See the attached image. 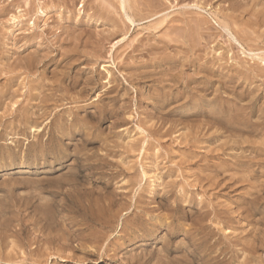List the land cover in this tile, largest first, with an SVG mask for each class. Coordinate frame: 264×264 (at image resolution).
<instances>
[{
    "label": "rangeland",
    "instance_id": "1",
    "mask_svg": "<svg viewBox=\"0 0 264 264\" xmlns=\"http://www.w3.org/2000/svg\"><path fill=\"white\" fill-rule=\"evenodd\" d=\"M130 1L0 0V264H264V3Z\"/></svg>",
    "mask_w": 264,
    "mask_h": 264
},
{
    "label": "bare ground",
    "instance_id": "2",
    "mask_svg": "<svg viewBox=\"0 0 264 264\" xmlns=\"http://www.w3.org/2000/svg\"><path fill=\"white\" fill-rule=\"evenodd\" d=\"M35 1H36V0H35ZM39 1H40V0H39ZM129 1H130V0H129ZM136 1H137V0H136ZM136 1H135V2H136ZM139 1H140V0H139ZM143 1H144V0H143ZM152 1H153V0H152ZM154 1H155V0H154ZM179 1H180V0H179ZM183 1H184V0H183ZM185 1H186V0H185ZM192 1H193V0H192ZM200 1H201V0H200ZM206 1H207V0H206ZM210 1H211V0H209L208 2H210ZM219 1H220V0H219ZM221 1H224V0H221ZM233 1H234V0H233ZM241 1H242V0H241ZM118 2H119V6H120L119 8L122 10L123 13H126V5H127L128 0H118ZM130 2L132 3V2H134V1L132 0V1H130ZM135 2L132 3V6L135 4ZM137 2H138V1H137ZM141 2H142V1H141ZM217 2H218V1H217ZM231 2H232V1H231ZM235 2H236V1H234V3H235ZM237 2H238V0H237ZM244 2H245V3H244V6H247L248 3H249L248 0H244ZM40 3H41V2H40ZM69 3H70V2H69ZM71 3H72V2H71ZM153 3H155V2H153ZM192 3H197V2H192ZM228 3H229V2H228ZM250 3H251V5H262V4L264 3V0H250ZM35 4H36V3H35ZM197 4H198V3H197ZM199 4H200V3H199ZM199 4H198V5H199ZM203 4H204V3H203ZM205 4H207V3L205 2ZM232 4H233V3H232ZM239 4H240V1H239ZM242 4H243V3H242ZM27 5H28V2H27ZM30 5H31V4H30ZM149 5H150V4H149ZM159 5H160V4H159ZM159 5H158V6H159ZM194 5H195V4H194ZM210 5H211V4H210ZM229 5H230V3H229ZM237 5H238V4H237ZM33 6H34V5H33ZM35 6H36V5H35ZM37 6H38V5H37ZM37 6H36V7H37ZM128 6H129V5H128ZM137 6H138V5H137V3H136V6H134V7H137ZM195 6H196V5H195ZM195 6H194V8H195ZM200 6H201V5H200ZM233 6H234V5H233ZM238 6H239V5H238ZM31 7H32V6H31ZM41 7H42V6H40V8H41ZM134 7H133V8H134ZM190 7H191V5H190ZM192 7H193V6H192ZM196 7H197V6H196ZM201 7H202V6H201ZM219 7H220V6H219ZM221 7H222L223 10L225 9V8H223V6H221ZM229 7H230V6H229ZM242 7H243V6L240 7V11H241V8H242ZM249 7L251 8L252 6L249 5ZM261 7H262V6H260V8H261ZM38 8H39V7H38ZM141 8H142V7H141ZM144 8H145V7H144ZM153 8H155V7H154V4H153ZM156 8H157V7H156ZM202 8H203V7H202ZM230 8H232V7H230ZM233 8H234V7H233ZM243 8H246V7H243ZM243 8H242V9H243ZM247 8H248V7H247ZM255 8H256V6H255ZM262 8H264V6H263ZM134 9H135V8H134ZM136 9H137V8H136ZM136 9H135V10H136ZM142 9H143V8H142ZM196 9H197V8H196ZM219 9H220V8H219ZM222 9H221V10H222ZM228 9H229V8H228ZM234 9H235V8H234ZM237 9H239V8H237ZM237 9H236L235 11H237ZM252 9H253V8H252ZM35 10H36L35 12H37V9H35ZM46 10H47V9H46ZM128 10H129V9H128ZM160 10H161V9H160ZM199 10H201L200 7H199ZM205 10H206V9H205ZM214 10H216V9H214ZM245 10H246V9H245ZM245 10H244V11H245ZM257 10H258V11H256V12H257L258 14H260L261 12H263V11H261V10H264V9H260V11H259V9H258V7H257ZM151 11H154V9H152ZM217 11H218V10H217ZM217 11H216V12H217ZM230 11H231V10H230ZM233 11H234V10H233ZM247 11L249 12V11H251V10H247ZM247 11H246V13H247ZM254 11H255V10H254ZM1 12H2V11H1ZM38 12H39L41 15H43L45 11H44V9L42 8L41 10H38ZM225 12L227 13V10H225ZM256 12H255V13H256ZM39 13H38V14H39ZM46 13H48V12H46ZM146 13L149 14L148 11H147ZM220 13H221V11H220ZM228 13H229V12H228ZM263 13H264V12H263ZM28 14H29V13H28ZM33 14H34V13H33ZM33 14H32V15H33ZM130 14H131V11H130ZM136 14H137V13H136ZM151 14H154V13H151ZM151 14H150V15H151ZM157 14H158V13H157ZM224 14H225V13H224ZM224 14H223V16H224ZM239 14H241V13H239ZM250 14H252V11H251ZM34 15H35V14H34ZM126 15H127V13H126ZM143 15H144V14H143ZM154 15H155V14H154ZM227 15H228V14H227ZM236 15H237V14H236ZM236 15H235V16H236ZM246 15L248 16L249 14L247 13ZM253 15H255V14H253ZM260 15H262V14H260ZM46 16H48V15H46ZM152 16H153V15H152ZM152 16H151V17H152ZM242 16H243V14H242ZM247 16H246V18H247ZM255 16H256V15H255ZM145 17H146V19H147L148 16H145ZM229 17H230V16H229ZM229 17L227 16L228 19H229ZM256 17H257V16H256ZM263 17H264V15H263ZM126 18H127L129 21H131V19H130L131 17L129 18L128 15H127ZM139 18H140V17H139ZM223 18H224V17H223ZM225 18H226V17H225ZM231 18H236V17H231ZM231 18H230V19H231ZM237 18H240V15H239ZM244 18H245V17H244ZM257 18H258V17H257ZM144 19H145V18H144ZM150 19H151V18H150ZM240 19H241V18H240ZM262 19H263V18H262ZM140 20H141V19H140ZM156 20H157V19H156ZM222 20H223V19H221V23H222ZM233 20H235V21L237 22V19H233ZM241 20H242V19H241ZM153 21H154V20H153ZM191 21H192V20H191ZM225 21H226L225 23L228 22L227 19H226ZM238 21H239V20H238ZM245 21H246V20H245ZM247 21H248V19H247ZM247 21H246V23H249V22H252L253 20H252V21H249V22H247ZM255 21H256V19H255ZM257 21H258V20H257ZM257 21H256V23H258ZM193 22H194V21H193ZM229 22H230V20H229ZM231 22H232V21H231ZM236 22H235V23H236ZM260 22H262V21H260ZM260 22H259V23H260ZM160 23H161V21H160ZM196 23H197V22H196ZM223 23H224V20H223ZM239 23L242 24L243 22L239 21ZM239 23L237 22V24H239ZM254 23H255V22H254ZM254 23H253V24H254ZM256 23H255V24H256ZM131 24H132V22H131ZM186 24H187V23H186ZM228 24H229V23H228ZM243 24L245 25V23H243ZM250 24H251V23H250ZM253 24H252V26H253ZM260 24H261V23H260ZM263 24H264V23H262V25H263ZM188 25H189V23H188ZM196 25H197V24H195V26H196ZM256 25H257V24H256ZM262 25H261V26H262ZM2 26H3V25H2ZM197 26H198V25H197ZM228 26H229V25H228ZM228 26H227V24H226L225 27L223 26V29H224V28L226 29ZM234 26H235V25H234ZM249 26L251 27V25H249ZM193 27H194V26H193ZM193 27H192V29H193ZM256 27H257V26H256ZM32 28H33V27H32ZM228 28H230V27H228ZM243 28H244V27H243ZM198 29H200V28H198ZM225 29H224V30H225ZM239 29H241V28H239ZM253 29H254V28H253ZM180 30H181V29H180ZM232 30H233V29H232ZM221 31H222V30H221ZM226 31H227V29H226ZM181 32H182V31H181ZM195 32H196V31H195ZM30 33H31V32H30ZM230 33H231V32H230ZM230 33H229V34H230ZM31 34H32V33H31ZM33 34H34V33H33ZM33 34H32V36H33ZM36 34H37V33H36ZM36 34H35V35H36ZM231 34H233V32H232ZM246 34H248V33H246ZM262 34H263V33H262ZM14 36H15V35H14ZM19 37H20V36H19ZM29 37H30V36H29ZM33 37H34V36H33ZM37 37H39V36H37ZM217 37H218V36H217ZM30 38H31V37H30ZM215 38H216V37H215ZM215 38H214V39H215ZM234 38H235V37H234ZM234 38H233V39H234ZM28 39H29V38H28ZM35 40H36V39H35ZM69 40H70V39H69ZM196 40H197V39H196ZM235 40H236V38H235ZM235 40H234V41H235ZM14 42H16V41H14ZM69 42H70V41H69ZM93 42H94V41H93ZM32 43H33V42H32ZM207 43H208V42H207ZM68 44H69V43H68ZM29 45H30V44H29ZM32 45H33V44H32ZM196 45H197V44H196ZM56 47H57V46H56ZM68 47H69V46H68ZM219 47H220V46H219ZM216 48H217V47H216ZM76 50H77V49H76ZM225 52H226V51H225ZM259 52H260V51H259ZM15 53H16V52H15ZM24 53H25V52H24ZM76 53H77V52H76ZM80 53H81V52H80ZM254 53H255V52H254ZM15 55H16V54H15ZM18 55H19V54H18ZM20 55H21V54H20ZM168 55H169V54H168ZM228 55H229V54H228ZM13 56H14V55H13ZM16 56H17V55H16ZM22 56H23V55H22ZM25 56H26V55H25ZM36 56H38V54H37ZM36 56H35V57H36ZM48 56H49V55H48ZM222 56H223V55H222ZM19 57H20V56H19ZM19 57H18V58H19ZM28 57H31V56L27 55L26 58H28ZM35 57H34V58H35ZM44 57H45V56H44ZM40 58H43V57L40 56ZM19 59H20V58H19ZM22 59H25L24 56H23ZM22 59H21V61H23ZM50 59H51V58H50ZM68 59H71V58H68ZM203 59H204V58H203ZM25 60H26V59H25ZM29 60H31V58H29ZM29 60H28V61H29ZM37 60H38V59H37ZM43 60H44V59H43ZM28 61H27V62H28ZM34 61H35V60H34ZM44 61H46V60H44ZM19 62H20V61H19ZM24 62H25V61H24ZM24 62H23V63H24ZM27 62H25V64H26ZM37 62H38V61H37ZM20 63H21V62H20ZM30 63H31V62H30ZM40 63H41V62H40ZM42 63H43V62H42ZM44 63H45V62H44ZM48 63H49V62H48ZM63 63H64V62H63ZM90 63H91V62H90ZM12 64H13V63H12ZM17 64H19V63H17ZM28 64H29V63H28ZM38 64H39V63H38ZM180 64H181V63H180ZM214 64H215V63H214ZM14 65H16V64H14ZM35 65H37V64H35ZM181 65H182V64H181ZM198 65H199V64H198ZM211 65H213V63H212ZM9 66H10V65H8V67H9ZM17 66L19 67V65H17ZM20 66H21V65H20ZM25 66H26V65H25ZM27 66H28V65H27ZM62 66H63V65H62ZM10 67H12V66H10ZM15 67H16V66H15ZM21 67H22V66H21ZM30 67L33 68V66H30V64H29V68H30ZM207 67H208V66H207ZM221 67H222V66H221ZM25 68H27V67H25ZM199 68L201 69L202 67H199ZM205 68H206V67H205ZM17 69H18V68H17ZM176 69H177V68H176ZM207 69H208V68H207ZM207 69H206V71H207ZM211 69H212V67H211ZM224 69H225V68H224ZM56 70H57V69H56ZM202 70H203V69H202ZM228 70H229V69H228ZM238 70L240 71L239 74H241V70H242V69H241V70L238 69ZM248 70H249V69H248ZM11 71H12V70H11ZM18 71H20V70H18ZM18 71H17V73H18ZM151 71H152V70H151ZM168 71H169V70H168ZM197 71H198V70H197ZM209 71H210V70H209ZM250 71H251V70H250ZM13 72H14V71H13ZM15 72H16V71H15ZM15 72H14V75H15ZM41 72H42V71H41ZM62 72H63V71H62ZM147 72H148V71H147ZM160 72H161V71H160ZM165 72H167V71H165ZM211 72H212V70H211ZM229 72H230V71H229ZM234 72H235V71H234ZM236 72H237V71H236ZM260 72H261V71H260ZM167 73H168V72H167ZM199 73H200V72H199ZM201 73H202V72H201ZM216 73H217V72H216ZM220 73H221V72H220ZM249 73H250V72H249ZM257 73H258V72H257ZM54 74H55V73H54ZM87 74H88V73H87ZM184 74H185V73H184ZM221 74H222V73H221ZM235 74H236V73H235ZM237 74H238V73H237ZM246 74H247V70H246ZM246 74H245V75H246ZM254 74H255V73H254ZM262 74L264 75V73H262ZM161 75H162V74H161ZM186 75H187V74H186ZM222 75H224V74H222ZM227 75H228V74H227ZM229 75H230V74H229ZM243 75H244V72H243ZM17 76H19V75H17ZM183 76H184V75H183ZM187 76H188V75H187ZM216 76H217V75H216ZM220 76H221V75H220ZM232 76H234V75H232ZM226 77H227V76H226ZM226 77H224V78L226 79ZM237 77H239V75H238ZM251 77H252V75H251ZM251 77H250V79H251ZM257 77H258V76H257ZM257 77H256V78H257ZM18 78H19V77H18ZM151 78H152V77H151ZM181 78H182V77H181ZM184 78H185V77H184ZM219 78H222V77H219ZM229 78H230V76H229ZM239 78H240V77H239ZM256 78H255V79H256ZM16 79H17V77H16ZM40 79H41V78H40ZM141 79H142V78H141ZM166 79H167V78H166ZM230 79H231V78H230ZM246 79H247V78H246ZM252 79H254V78H252ZM218 80H219V79H218ZM221 80H222V79H221ZM231 80H232V79H231ZM247 80H248V79H247ZM75 81H76V80H75ZM211 81H212V80H211ZM225 81H227V80H225ZM89 82H90V81H89ZM222 82H223V81H222ZM229 82H230V80H229ZM16 83H17V82H16ZM34 83H36V82H34ZM34 83H33V84H34ZM37 83H38V82H37ZM37 83H36V84H37ZM76 83H77V82H76ZM130 83H131V82H130ZM201 83H203V82H201ZM204 83H205V82H204ZM209 83H210V82H209ZM224 83H225V82H224ZM227 83H228V82H227ZM36 84H34L33 86H35ZM196 84H197V83H196ZM207 84H208V83H207ZM207 84H206V85H207ZM218 84H220V81L218 82ZM40 85H41V84H40ZM46 85H47V84H46ZM46 85H45V86H46ZM89 85H90V84H89ZM201 85H202V84H201ZM224 85H225V84H224ZM42 86H43V85H42ZM106 86H107V85H106ZM195 86H196V85H195ZM29 87H30V85H29ZM40 87H41V86H40ZM88 87H89V86H88ZM205 87H206V86H205ZM205 87L202 85V88H200V86L197 87V88H198V89L200 88V89L203 90V88H205ZM27 88H28V87H27ZM35 88H36V87H35ZM47 88H48V87H47ZM47 88H46V90H47ZM53 88H54V87H52V89H53ZM197 88H196V89H197ZM42 89H43V87H42ZM54 89H55V88H54ZM100 89H101V88H100ZM190 89H191V88H190ZM253 89H254V88H253ZM19 90H20V89H19ZM31 90H32V89H31ZM33 90H35V89H33ZM38 90H39V89H38ZM43 90H44V89H43ZM84 90H85V89H84ZM153 90H154V89H153ZM171 90H172V89H170V90H168V91L171 92ZM181 90H182V89H181ZM204 90H205V89H204ZM211 90H212V88H211ZM211 90H210V91H211ZM216 90H217V89H216ZM255 90H258V89H256V87H255ZM21 91H22V90H21ZM21 91H20V93H21ZM39 91H40V90H39ZM49 91H50V90H49ZM67 91H68V90H67ZM154 91H155V90H154ZM199 91H200V90H199ZM210 91H209V92H210ZM253 91H254V90H253ZM1 92H2V91H1ZM9 92H10V91H9ZM29 92H30V91H29ZM36 92H37V91H36ZM47 92H48V90L46 91V93H47ZM54 92H55V90H54ZM163 92H164V91H163ZM170 92H169V94H171ZM193 92H194V90H193ZM205 92H206V91H205ZM209 92H208V93H209ZM248 92H250V91H248ZM248 92H247V93H248ZM256 92H257V91H256ZM18 93H19V92H18ZM23 93H25V92H23ZM48 93H50V92H48ZM48 93H47V94H48ZM56 93H57V92H56ZM56 93H54V94H56ZM166 93H167V91H166ZM186 93H190V92H186ZM198 93H199V92H198ZM202 93H203V92H202ZM208 93H207V94H208ZM10 94H11V93H10ZM14 94H16V93H14ZM29 94H30V93H29ZM51 94H53V93H51ZM179 94H180V93H179ZM190 94H191V93H190ZM190 94H189V97H191V99H192V96H191ZM193 94H195V93H193ZM200 94H201V93H200ZM200 94H198V96H199ZM252 94H253V93H252ZM8 95H9V94H8ZM11 95H12V94H11ZM27 95H28V94H27ZM30 95H31V94H30ZM32 95H33V94H32ZM37 95H38V94H37ZM56 95H57V94H56ZM107 95H108V94H107ZM174 95H175V94H174ZM195 95L197 96V93H196ZM202 95H203V94H202ZM208 95H209V94H208ZM241 95H243V94H241ZM20 96H23V94H20ZM24 96H26V95H24ZM44 96H45V95H44ZM49 96H50V95H49ZM54 96H55V95H54ZM153 96H154V95H153ZM168 96H169V95H168ZM177 96H178V95H177ZM186 96L188 97V95H186ZM186 96H185V97H186ZM200 96H201V95H200ZM200 96H199V97H200ZM219 96H220V95H219ZM243 96H244V95H243ZM246 96H248V95H246ZM249 96H250V94H249ZM3 97H4V96H3ZM8 97L10 98L11 96H8ZM27 97H29V95H28ZM27 97H26V98H27ZM50 97H51V96H50ZM61 97H62V96H61ZM163 97H164V96H163ZM185 97H183V98H185ZM187 97H186V98H187ZM199 97H198V98H199ZM203 97H204V95H203ZM207 97H208V96H207ZM11 98H12V97H11ZM36 98H37V97H36ZM169 98H170V97H169ZM179 98H180V97H179ZM196 98H197V97H196ZM204 98H205V97H204ZM204 98H203V99H204ZM221 98H223V97H221ZM241 98H242V97H241ZM0 99H1V96H0ZM41 99H42V98H41ZM159 99H160V98H159ZM167 99H168V98H167ZM188 99H189V98H188ZM188 99H187V100H188ZM200 99H201V98H200ZM203 99H202V100H203ZM215 99H217V98H215ZM223 99H224V98H223ZM237 99H238V98H237ZM16 100H17V99H16ZM16 100H14V101H16ZM22 100H23V98H22ZM25 100H27V99H25ZM28 100H29V99H28ZM54 100H55V98H54ZM160 100H161V99H160ZM162 100H163V99H162ZM164 100H165V99H164ZM164 100H163V101H164ZM173 100L175 101L174 96H173ZM176 100H178V99H176ZM202 100H201V101H202ZM213 100H214V99H213ZM217 100L219 101V99H217ZM225 100H226V99H225ZM20 101H21V100H20ZM44 101H45V99H44ZM58 101H59V100H58ZM84 101H85V100H84ZM183 101H184V100H183ZM194 101H195V97H194ZM194 101H193V102H194ZM197 101H198V100H197ZM221 101H222V100H221ZM221 101H220V104L217 103V104L220 105L219 107H221ZM4 102H5V101H4ZM6 102H7V101H6ZM12 102H13V101H12ZM181 102H182V101H181ZM189 102H191V101H189ZM204 102H205V101H204ZM211 102H212V101H211ZM224 102H225V101H224ZM237 102H239V100H237ZM237 102H236V103H237ZM17 103H19V102H17ZM23 103H24V102H23ZM26 103H27V102H26ZM174 103H175V102H174ZM186 103H187V101H186ZM196 103H197V102H196ZM213 103H214V102H213ZM225 103H226V102H225ZM236 103H235V104H236ZM14 104H16V103H13L12 106H13ZM121 104H122V103H121ZM164 104H166V103H164ZM202 104H203V103H202ZM215 104H216V103H215ZM226 104H227V103H226ZM17 105H19V104H17ZM52 105H53V104H52ZM85 105H86V104H85ZM108 105H109V104H108ZM112 105H113V104H112ZM166 105H167V104H166ZM166 105H165V106H166ZM181 105H182V104H181ZM192 105H193V104H192ZM194 105H195V104H194ZM197 105H198V104H197ZM210 105H211V104H210ZM228 105H230L229 102H228ZM237 105H238V104H237ZM241 105H243V104H241ZM56 106H57V105H56ZM171 106H172V105H171ZM195 106H196V105H195ZM211 106H212V105H211ZM215 106H217V105H215ZM215 106H213V108H214ZM225 106H227V105H225ZM245 106H246V105H245ZM23 107H24V106H23ZM25 107H27V106H25ZM50 107H51V106H50ZM76 107H77V106H76ZM95 107H96V106H95ZM162 107H164V105H163ZM217 107H218V106H217ZM219 107H218V108H219ZM237 107L239 108V105H238ZM248 107H250V106H248ZM164 108H165V107H164ZM189 108H190V107H189ZM194 108H195V107H194ZM197 108L199 109V107H197ZM202 108H203V106H202ZM215 108H216V107H215ZM230 108H231V107H230ZM230 108H229V110H230ZM233 108H234V107H233ZM233 108H232V109H233ZM251 108H254V107H251ZM14 109H15V108H14ZM25 109H26V108H25ZM112 109H113V108H112ZM190 109H192V108H190ZM190 109H189V110H190ZM198 109H197V110H198ZM203 109H204V108H203ZM219 109L222 110V108H219ZM241 109H242V108H241ZM246 109H247V106H246ZM248 109H249V108H248ZM9 110H10V108H9ZM28 110H29V109H28ZM170 110H171V109H170ZM205 110H207V108H206ZM210 110H211V109H210ZM214 110H215V109H214ZM216 110H217V109H216ZM221 110H219V112H221ZM225 110H226V108H225ZM229 110H228V108H227V111H229ZM239 110H240V108H239ZM252 110H253V109H252ZM12 111H13V110H12ZM17 111H18V110L16 109V113H17ZM59 111H60V110H59ZM112 111H113V110H112ZM193 111H194V110H193ZM193 111H192V112H193ZM199 111H200V110H199ZM208 111H209V110H208ZM212 111H213V110H212ZM247 111H248V110H247ZM260 111H261V110H260ZM9 112H10V111H9ZM18 112H19V111H18ZM22 112H23V111H22ZM25 112H26V111H25ZM189 112H191V111H189ZM194 112H195V111H194ZM229 112H230V111H229ZM245 112H246V110H245ZM249 112H250V111H249ZM45 113H46V112H45ZM195 113H196V112H195ZM195 113H194V114H195ZM225 113H226V112H225ZM232 113H233V112H232ZM12 114H14V113H12ZM21 114H22V113H21ZM30 114H31V113H29L28 115H30ZM33 114H34V113H33ZM49 114H50V113H49ZM199 114H200V113H199ZM205 114H206V113H205ZM207 114H208V112H207ZM216 114H217V113H216ZM222 114H223V112H222ZM236 114H238V113L236 112ZM247 114H248V113H247ZM19 115H20V114H19ZM28 115H27V116H28ZM154 115H155V114H154ZM190 115H191V114H190ZM192 115H193V114H192ZM210 115H212V114H210ZM228 115H229V114H227V116H226L227 119H228V118H231V116H228ZM244 115H246V114H244ZM16 116H17V114H16ZM20 116H21V115H20ZM22 116H23V115H22ZM41 116H42V113H41ZM44 116H46V115H44ZM44 116H43V117H44ZM200 116H201V114H200ZM218 116H221V115L219 114ZM235 116H236V115H235ZM235 116H234V117H235ZM237 116H238V115H237ZM54 117H55V116H54ZM182 117H183V115H182ZM184 117H185V115H184ZM194 117H195V116H194ZM196 117H198V115H197ZM203 117H204V115H203ZM213 117H215V115H214ZM226 117H224V118H226ZM242 117L244 118V116H241V118H242ZM260 117H261V116H260ZM18 118H19V116H18ZM47 118H49V117H47ZM180 118H181V117H180ZM201 118H202V117H201ZM206 118H208V116H207ZM209 118H210V117H209ZM239 118H240V117H239ZM243 118H242V119H243ZM245 118H246V117H245ZM247 118H248V117H247ZM204 119H205V118H204ZM213 119H214V118H213ZM216 119H218V118H216ZM28 120H30V119L28 118ZM220 120H223V119H220ZM47 121H48V120H47ZM202 121H204V120L202 119ZM208 121H209V120H208ZM227 121H228V120H227ZM233 121H235V119H234V120H231V122H233ZM246 121H247V120H246ZM214 122H215V121H214ZM216 122L218 123L219 121L216 120ZM221 122H222V121H221ZM223 122H224V120H223ZM237 122H238V121H237ZM237 122H236V123H237ZM210 123H211V122H210ZM234 123H235V122H234ZM236 123H235V124H236ZM248 123H249V121H248ZM251 123H252V122H251ZM262 123H263V122H262ZM28 124H30V121H29ZM50 124H51V123H50ZM50 124H49V125H50ZM70 124H71V123H70ZM212 124H214V123H212ZM230 124H232V123H230ZM241 124H242V123H241ZM210 125H211V124H210ZM232 125H233V124H232ZM248 125H249V124H248ZM248 125H247V126H248ZM253 125H254V124H253ZM257 125H258V124H257ZM259 125H260V124H259ZM261 125H262V124H261ZM223 126L228 127V128H225V129H226V132L228 131V132H227L228 134H230L229 132L232 133L233 130H234L235 128H239V127H235V128H233L234 126H231V125H230V126H229V125L227 126L226 124H223ZM223 126H222V127H223ZM237 126H238V124H237ZM239 126H240V125H239ZM249 126H251V125H249ZM57 127H58V126H57ZM203 127H204V125H203ZM207 127H208V126H207ZM219 127H220V126H219ZM252 127H253V126H252ZM252 127H251V128H252ZM254 127H255V126H254ZM254 127H253V128H254ZM7 128H8V127H7ZM145 128H146V127H145ZM201 128H202V127H201ZM240 128H241V126H240ZM248 128H250V127H247V130H248ZM202 129H203V128H202ZM241 129H242V128H241ZM255 129H256V128H255ZM257 129H258V128H257ZM263 129H264V128H263ZM34 130H35V129H34ZM66 130H67V129H66ZM193 130H195V128H193ZM197 130L199 131L200 129H197ZM244 130H245V129H244ZM250 130H251V132L254 131L253 129H250ZM250 130H249V131H250ZM258 130H259V129H258ZM258 130H257V131H258ZM198 131H197V132H198ZM236 131H238V129H237ZM239 131H240V129H239ZM255 131H256V130H255ZM165 132H167V131H165ZM199 132H200V131H199ZM215 132H216V131H215ZM241 132H243V131H241ZM260 132H261V130H260ZM57 133H58V132H57ZM88 133H89V132H88ZM209 133H210V132H209ZM216 133H217V132H216ZM252 133H253V132H252ZM255 133H256V132H255ZM49 134H50V133H49ZM165 134H166V133H165ZM168 134H169V133H168ZM199 134H200V133H199ZM213 134H214V133H213ZM222 134H223V133H222ZM234 134L236 135L237 133H234ZM245 134H248V133L245 132ZM88 135H89V134H88ZM192 135H193V134H192ZM200 135H201V134H200ZM237 135L239 136V134H237ZM243 135H244V134H243ZM250 135H251V134H250ZM252 135H253V134H252ZM46 136H47V135H46ZM53 136H54V134H53ZM194 136H195V135H194ZM198 136H199V135H198ZM203 136H204V135H203ZM223 136H224V134H223ZM223 136H222V141H223V139H224ZM230 136H231V135H230ZM230 136H229V137H230ZM50 137H51V136H50ZM97 137H98V136H97ZM196 137H197V136H196ZM196 137H195V138H196ZM199 137H200V136H199ZM213 137H214V136H213ZM213 137H212V138H213ZM224 137H225V136H224ZM239 137H240V136H239ZM47 138H48V137H47ZM51 138H52V137H51ZM191 138H192V137H191ZM193 138H194V137H193ZM225 138H228V137H225ZM232 138H233V137H232ZM49 140H50V139H49ZM88 140H89V139H88ZM192 140H193V139H191L190 142H192ZM196 140H197V139H196ZM196 140H194V141H196ZM207 141H208V140H207ZM234 141H235V140H234ZM236 141H237V140H236ZM242 141H243V140H242ZM258 141H259V140H258ZM46 142H47V141H46ZM100 142H101V141H100ZM128 142H129V141H128ZM220 142H221V141H220ZM227 142H228V141H227ZM231 142H232V141H231ZM252 142H253V141H252ZM252 142H250V143H252ZM47 143H48V142H47ZM50 143H51V142H50ZM210 143H211V142H210ZM215 143H216V142H215ZM215 143H214V144H215ZM217 143H218V141H217ZM225 143H226V142H225ZM225 143H224V144H225ZM233 143H234V142H233ZM233 143H232V144H233ZM243 143L245 144V140H244ZM250 143H249V144H250ZM214 144H213V145H214ZM222 144H223V143H222ZM224 144H223V145H224ZM228 144H229V142H228ZM228 144H225L224 146H222V145L219 146V145H218V148L220 147V149H221V150L219 149V150L221 151V155H224L225 153L227 154V151H228L227 149H232L233 147H238V146H230V145H228ZM232 144H231V145H232ZM240 144H241V142H240ZM240 144L237 143L236 145H239V147H241L242 145L240 146ZM99 145H100V144H99ZM193 145H195V144H193ZM251 145L253 146V143H252ZM251 145H250V146H251ZM191 146H192V145H191ZM215 146H216V145H215ZM250 146H249V147H250ZM192 147H193V146H192ZM199 147H200V146H199ZM216 147H217V146H216ZM216 147H215V148H216ZM243 147H245V146H243ZM169 148H170V147H169ZM215 148H213L214 151H215ZM218 148H217V149H218ZM253 148H254V147H253ZM257 148H260V147H257ZM257 148H255V149H257ZM192 149H193V148H192ZM209 149L211 150V148H209ZM237 149H238V148H236V150H237ZM240 149H241V148H240ZM187 150H188V149H187ZM190 150H191V148H190ZM194 150H195V149H194ZM213 150H211V151H213ZM219 150H218V151H219ZM238 150H239V149H238ZM250 150H251V149H250ZM191 151H192V150H191ZM214 151H213V153H214ZM244 151H245V150H244ZM244 151H243L242 153H244ZM192 152H193V151H192ZM252 152H253V151H252ZM189 153H190V152H189ZM200 153H201V152H200ZM213 153H210V154H213ZM196 154L199 155L197 152H196ZM205 154H206V153H205ZM208 154H209V153H208ZM232 154H233V153H232ZM84 155H85V154H84ZM197 155H195V154L193 153L192 156L196 158V157H198ZM215 155H217V154H215ZM62 156H63V155H62ZM87 156H88V155H87ZM186 156H187V155H186ZM189 156H190V155H189ZM210 156H211V155H210ZM218 156H219V155H218ZM230 156H232V155H230ZM216 157H217V156H216ZM234 157L236 158V156H234ZM195 158H194V159H195ZM209 158H210V157H209ZM222 158L224 159V157H222ZM237 158H238V157H237ZM239 158H240V157H239ZM241 158H242V157H241ZM241 158H240V159H241ZM198 159H199V158H198ZM198 159H197V160H198ZM204 159H205V157H204ZM213 159H214V156H213ZM220 159H221V158H220ZM187 160H188V159H187ZM190 160H191V159H190ZM210 160L212 161V158H211ZM217 160H218V158H217ZM231 160H233V159H231ZM183 161H184V159H183ZM192 161H193V160H192ZM192 161H191V162H192ZM195 161H196V160H195ZM199 161H200V160H199ZM221 161H223V160H221ZM224 161H225V160H224ZM224 161H223V162H224ZM235 161L237 162L238 160L234 159V162H231V163H232V166H233V163H236ZM240 161H241V160H240ZM244 161H245V160H244ZM106 162H107V161H106ZM185 162H186V160H185ZM201 162H202V161H201ZM229 162H230V161H229ZM238 162H239V161H238ZM247 162H248V161H247ZM247 162H246V164H247ZM104 163H105V162H104ZM205 163H206V162H205ZM205 163H204V164H205ZM208 163H209V162H208ZM212 163H213V161H212ZM216 163H218L217 165H221V164L223 165L225 162L219 164L220 161H218V162L216 161ZM196 164H197V162H196ZM196 164H195V165H196ZM214 164H215V162H214ZM226 164H227V163H226ZM226 164H224V165H226ZM251 164H252V163H251ZM228 165H229V163H228ZM235 165H236V164H235ZM238 165H240V164H238ZM247 165H248V164H247ZM198 166H199V165H198ZM214 166H216V165L211 166V168L214 167ZM229 166H231V165H229ZM248 166H249V165H248ZM106 167H107V166H106ZM109 167H110V166H109ZM192 167H193V166H192ZM205 167H206V166H205ZM209 167H210V166H209ZM209 167H207V168L209 169ZM224 167H225V166H224ZM224 167H223V168H224ZM250 167H252V166H250ZM186 168H187V167H186ZM200 168H201V167H200ZM207 168H206V169H207ZM215 168L217 169L216 171L218 172V175H221L223 168H221V167H217V166H216ZM237 168H240V167H237ZM243 168H244V167H243ZM245 168H248V167L245 166ZM245 168H244V169H245ZM259 168H260V167H259ZM227 169H231V168H228V167H227L226 170H227ZM70 170H71V168H70ZM193 170H195V169H193ZM201 171H202V170H201ZM209 171H210V169H209ZM216 171H214V173H216V175H217V172H216ZM245 171H246V170H245ZM106 172H107V171H106ZM193 172H194V171H193ZM196 172H197V170H196ZM203 172H207V171L204 170ZM223 172H224V170H223ZM259 172H260V171H259ZM69 173H70V172H69ZM73 173H74V172H73ZM212 173H213V172H212ZM238 173H240V172H238ZM250 174H251V173H250ZM250 174H249V175H250ZM128 175H129V174H128ZM197 175H198V174H197ZM200 175H201V174H200ZM200 175H199V177H200ZM210 175H211V172H210V174H209V177H210V178H209V179H210L209 181L211 182V180H212L215 176L212 178V175H211V176H210ZM213 175H214V174H213ZM218 175L215 177V178L218 179V181H217V179L214 178L215 181H216L217 183H216L215 181H213V183H211L213 188H214L215 184L218 185V184L220 183V181H222V179H223V178H221V176H220V178H218V177H219ZM224 175H225V174H224ZM67 176H69V175H67ZM105 176H106V175H105ZM201 176H202V175H201ZM207 176H208V175H207ZM207 176L205 175L206 178H207ZM226 176H227V175H226ZM252 176H253V174H252ZM71 177H72V176H71ZM76 177H77V176H76ZM202 177H203V176H202ZM222 177H223V176H222ZM227 177H228V176H227ZM143 178H144V177H143ZM192 178H193V177H192ZM203 178H204V177H203ZM211 178H212V179H211ZM228 178H229V177H228ZM207 179H208V178H207ZM219 179H221V180H219ZM69 180H70V179H69ZM75 180H76V179H75ZM193 180H194V179H193ZM198 180H200V179H198ZM205 180H206V179H204V181H205ZM253 180H254V179H253ZM65 181H66V180H65ZM207 181H208V180H207ZM207 181H205V183H207ZM209 181H208V183H209ZM223 181H224V180H223ZM241 181H243V180H241ZM70 182H71V181H70ZM214 182H215V183H214ZM239 182H240V181H239ZM150 183H151V182H150ZM196 183H197V180H196ZM201 183H202V182H201ZM241 183H242V182H241ZM67 184H68V183H67ZM211 184H210L208 187H210ZM213 184H214V186H213ZM194 185H195V184H194ZM202 185H203V184H202ZM225 185H226V184H225ZM225 185H224V186H225ZM206 186H207V185H206ZM218 186H220V185H218ZM218 186H216V187H218ZM240 186H241V185H240ZM198 187H199V186H198ZM204 187H205V186H204ZM226 187H228V185H226ZM259 187H260V186H259ZM150 188H151V187H150ZM191 188H192V187H191ZM206 188H207V187H206ZM213 188H212V189H213ZM218 188H219V187H218ZM246 188H247V187H246ZM192 189H193V188H192ZM210 189H211V188H210ZM229 189H231V188H229ZM194 190H195V189H194ZM198 190H199V189H198ZM204 190L206 191V189H204ZM204 190H203V191H204ZM207 190H208V189H207ZM220 190H221V189H220ZM225 190H226V189H225ZM237 190H238V189H237ZM192 191H193V190H192ZM195 191H196V190H195ZM200 191H201V190H200ZM205 191H204V194H205ZM208 191H209V190H208ZM212 191H214V190H212ZM216 191H217V190H216ZM223 191H224V190H223ZM244 191H245V190H244ZM233 192H234V191H233ZM60 193H61V192H60ZM194 193H195V192H194ZM196 193H197V192H196ZM196 193H195V194H196ZM239 193H240V192H239ZM246 193H247V192H246ZM133 194H134V193H133ZM200 194H202V193H200ZM248 194H249V193H247L246 195H248ZM190 195H192V194H190ZM202 195H203V194H202ZM210 195H211V194H210ZM214 195H215V194H214ZM249 195H250V194H249ZM128 196H129V195H128ZM203 196H204V195H203ZM206 196H207V195H206ZM129 197H130V196H129ZM192 197H193V196H192ZM192 197H191V198H192ZM196 197H197V196H196ZM207 197H208V196H207ZM228 198H229V197H228ZM236 198H237V197H236ZM101 199H102V198H101ZM125 199H126V198H125ZM194 199H195V198H194ZM93 200H94V199H93ZM96 200H97V199H96ZM168 200H169V199H168ZM110 201H111V200H110ZM194 201H196V200H194ZM197 201H198V200H197ZM208 201H209V200H208ZM208 201H207V202H208ZM210 201H211V199H210ZM217 201H218V200H217ZM243 201H244V200H243ZM85 202H86V201H85ZM105 202H106V201H105ZM113 202H114V201H113ZM116 202H117V201H116ZM140 202H141V201H140ZM195 203H196V202H195ZM233 203H234V202H233ZM176 204H177V203H176ZM197 204H198V203H197ZM204 204H205V203H204ZM214 204H215V203H214ZM103 205H104V204H103ZM168 205H169V204H168ZM195 205H196V204H195ZM208 205H209V204H208ZM210 205H211V204H210ZM212 205H213V204H212ZM218 205H219V204H218ZM218 205H217V207H219ZM201 206H202V205H201ZM215 206H216V205H215ZM215 206H214V207H215ZM221 206H222V205H221ZM242 206H243V205H242ZM97 207H98V206H97ZM101 207H102V206H101ZM197 207H198V205H197ZM206 207H207V206H206ZM223 207H225V206H223ZM103 208H105V207H103ZM107 208H108V207H107ZM215 208H216V207H215ZM87 209H88V208H87ZM96 209H97V208H96ZM98 209H99V208H98ZM221 209H222V208H221ZM223 209H224V208H223ZM172 210H173V209H172ZM209 210H212V209H210V207H209ZM217 210H220V209H217ZM245 210H246V209H245ZM245 210H244V211H245ZM120 211H121V210H120ZM214 211H215V210H214ZM214 211H213V212H214ZM223 211H224V210H223ZM223 211H221V212L223 213ZM174 212H175V211H174ZM196 212H197V211H196ZM215 212H216V211H215ZM224 212H225V211H224ZM233 212H234V211H233ZM176 213H177V212H176ZM185 213H186V212H185ZM188 213H189V212H188ZM210 213H211V212H210ZM218 213H219V211H218ZM92 214H93V213H92ZM233 214H234V213H233ZM94 215H95V214H94ZM104 215H105V214H104ZM192 215H193V214H192ZM215 215H216V214H215ZM221 215H223V214H221ZM241 215H242V214H241ZM137 216H138V215H137ZM219 216H220V215H219ZM111 217H112V216H111ZM208 217H209V216H208ZM216 217H217V216H216ZM216 217H215V218H216ZM62 218H63V217H62ZM206 219H207V218H206ZM118 220H119V219H118ZM138 220H139V219H138ZM159 220H160V219H159ZM191 220H192V219H191ZM229 220H230V219H229ZM197 221H198V220H195V222H197ZM215 221H216V220H215ZM104 222H105V221H104ZM108 222H109V221H108ZM108 222H105L106 225H108ZM111 222H112V221H111ZM131 222H132V221H131ZM147 222H148V221H147ZM150 223H151V222H150ZM204 223H205V222H204ZM207 223H208V222H207ZM238 223H239V221H238ZM240 223H241V222H240ZM79 224H80V223H79ZM131 224H132V223H131ZM200 224H201V222H200ZM211 224H212V223H211ZM194 225H195V224H194ZM204 225H205V224H204ZM214 225H216V224H214ZM205 226H207V225H205ZM149 227H150V226H149ZM153 227H154V226H153ZM209 227H210V226H209ZM217 227H218V226H217ZM107 228H108V227H107ZM121 228H122V227H121ZM192 228H193V227H192ZM203 228H204V227H203ZM189 229H190V228H189ZM205 229H206V228H205ZM205 229H204V230H205ZM209 229H210V228H209ZM211 229H212V228H211ZM243 229H244V228H243ZM202 230H203V229H202ZM215 230H216V229H215ZM218 230H220V229L217 228V230H216L217 233H219ZM144 231H145V230H144ZM205 231H206V230H205ZM216 231H214L215 234H217ZM220 231H221V233H219V234H223V233H222V229H221ZM225 231H226V230H225ZM244 231H245V230H244ZM89 232H90V231H89ZM121 232H122V230H121ZM124 232H125V231H124ZM151 232H152V231H151ZM173 232H174V231H173ZM200 232H201V229H200ZM207 232H208V230L206 231V233H207ZM90 233H91V232H90ZM93 233H94V232H93ZM198 233H199V232H198ZM202 233H203V232H202ZM202 233H201V234H202ZM235 233H236V232H235ZM253 233H254V232H253ZM142 234H143V233H142ZM204 234H205V233H204ZM215 234H214V235H215ZM59 235H60V234H59ZM83 235H84V234H83ZM124 235H125V234H124ZM227 235H228V234H227ZM227 235L225 234V236H227ZM231 235H232V234H231ZM104 236H105V235H104ZM188 236H189V235H188ZM192 236H193V235H192ZM192 236H190V237H192ZM219 236H221V235H219ZM86 237H87V236H86ZM198 237H199V236H198ZM215 237H216V236H215ZM222 237H224V236L222 235ZM222 237H221V238H222ZM213 238H214V237H213ZM224 238H225V237H224ZM236 238H238V237H236ZM57 239H58V238H57ZM190 239H191V238H190ZM231 239H233V238H231ZM238 239H239V238H238ZM95 240H96V239H95ZM172 240H173V239H172ZM195 240H196V239H195ZM198 240H199V239H198ZM203 240L206 242V241H207V238H205V236H204V237H203ZM220 240H221V239H220ZM248 240H249V239H248ZM114 241H115V240H114ZM190 241H191V240H190ZM204 241H203V242H204ZM210 241H211V240H210ZM210 241H209V242H210ZM213 241H214V240H213ZM215 241H216V240H215ZM240 241H241V240H240ZM68 242H69V241H68ZM120 242H121V241H120ZM191 242H192V241H191ZM199 242H201V240H199ZM205 242H204L203 244H205ZM232 242H234V241H232ZM236 242H237V241H236ZM90 243H91V242H90ZM206 243H207V242H206ZM86 244H87V243H86ZM91 244H92V243H91ZM91 244H90V245H91ZM95 244H96V243H95ZM97 244H98V243H97ZM113 244H114V243H113ZM193 244H194V243H193ZM211 244H212V243H211ZM224 244H225V243H224ZM241 244H243V243H241ZM246 244H247V243H246ZM170 245H171V244H170ZM191 245H192V244H191ZM201 245H202V244H201ZM205 245H206V244H205ZM247 245H249V244H247ZM188 246H189V244H188ZM193 247H194V246H193ZM198 247H199V246H198ZM202 247H203V245H202ZM230 247H231V246H230ZM250 247H251V244H250ZM187 248H188V247H187ZM191 248H192V247H191ZM214 248H215V247H214ZM113 249H114V248H113ZM185 249H186V248H185ZM185 249H184V250H185ZM188 249H189V248H188ZM192 249H193V248H192ZM196 249H197V247H196ZM196 249H195V250H196ZM198 249H199V248H198ZM204 249H205V248H204ZM209 249H210V248H209ZM218 249H219V248H218ZM174 250H176V249H174ZM201 250H202V249H201ZM211 250H212V249H211ZM221 250H222V249H221ZM193 251H194V250H193ZM197 251H198V250H197ZM205 251H206V250H205ZM216 251H217V250H216ZM218 251H220V250H218ZM228 251H229V250H228ZM230 251H233V250L230 249ZM160 252H161V251H160ZM164 252H165V251H164ZM168 252H169V251H168ZM175 252H176V251H175ZM179 252H180V251H179ZM195 252H196V251H195ZM195 252H194V253H195ZM207 252H208V251H207ZM210 252H211V251H210ZM212 252H213V250H212ZM226 252H227V251H226ZM176 253H177V252H176ZM191 253H192V252H191ZM191 253L189 252V254H191ZM214 253H216V252H214ZM229 253H230V252H229ZM207 254H208V253H207ZM211 254H213V253H211ZM191 255H193V254H191ZM195 255H196V254H195ZM202 255H203V254H202ZM220 255H221V254H220ZM233 255H234V253H233ZM233 255H232V256H233ZM164 256H165V255H164ZM164 256H162V257L164 258ZM199 256H201V255H199ZM205 256H206V255H205ZM208 256H209V255H208ZM215 256H216V255H215ZM215 256H213V257L216 259L217 257H215ZM222 256H223V255H222ZM234 256H235V255H234ZM160 257H161V256H160ZM165 257H166V256H165ZM184 257H185V256H184ZM211 257H212V256H211ZM218 257H219V256H218ZM131 258H132V257H131ZM155 258H156V257H155ZM163 258H162V259H163ZM174 258H175V257H174ZM193 258H194V257H193ZM201 258H202V256H201ZM203 258H204V257H203ZM224 258H225V256H224ZM231 258H232V257H231ZM167 259H168V258H167ZM209 259H212V258H209ZM150 260H151V259H150ZM153 260H154V259H153ZM173 260H174V259H173ZM182 260H183V259H182ZM203 260H204V259H203ZM213 260H214V259H212L211 261H213ZM156 261H157V260H156ZM179 261H180V260H179ZM186 261H187V260H186ZM186 261H185V262H186ZM188 261L190 262V260H188ZM188 261H187V262H188ZM204 261H205V260H204ZM207 261H209V260H207ZM216 261H217V260H216ZM219 261H220V260H219ZM159 262H160V261H159ZM177 262H178V261H177ZM192 262H193V261H192ZM197 262H198V261H197ZM205 262H206V261H205ZM155 263H156V262H155ZM181 263H182V262H181ZM198 263H199V262H198ZM214 263H215V260H214ZM214 263H213V264H214ZM219 263H220V262H219ZM156 264H157V263H156ZM170 264H171V263H170ZM175 264H176V261H175ZM190 264H192V263H190ZM200 264H201V262H200ZM203 264H204V263H203ZM216 264H217V263H216Z\"/></svg>",
    "mask_w": 264,
    "mask_h": 264
}]
</instances>
